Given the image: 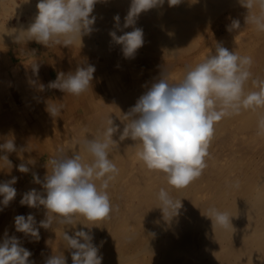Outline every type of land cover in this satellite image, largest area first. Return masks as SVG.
<instances>
[{"label":"rangeland","instance_id":"obj_1","mask_svg":"<svg viewBox=\"0 0 264 264\" xmlns=\"http://www.w3.org/2000/svg\"><path fill=\"white\" fill-rule=\"evenodd\" d=\"M198 1L182 0L175 7L164 0L163 5L142 12L133 26L124 28L131 0H100L91 16L96 17L97 31L107 35L105 44L93 29L92 34L82 36V43L76 39L70 47L54 43L46 47L34 40H15L11 29L8 31L12 23L36 16L38 0H0V144L13 138L16 145L14 152L0 150V157L7 156L11 162L0 159V182L17 178L13 185L16 197L7 207L0 204L3 209L0 243L5 233L16 236L21 246L32 252L29 260L33 264H45L50 255L61 252L66 260H72L70 255L74 250L67 249L63 234L67 231L74 235L82 229L83 220L87 224V219L77 216L72 225L54 222L50 229L40 228V239L36 241L16 232L14 217L32 213L39 227V221L45 219L43 206L29 208L20 204L23 194L30 189L43 193L42 186L33 182V174L43 180L51 170L50 166L47 170V161L60 150L66 155L78 153L84 162H91L93 158L83 141L86 138L102 141L111 117L119 128L113 136L117 142L109 149V158L119 169L107 189L113 211L105 219L89 222L98 225L99 230L92 236L95 245L103 242L99 252L102 261L108 259L107 264H264V133L258 129L264 108L243 109L238 115L217 122L205 157L206 168L181 191L171 187L162 172L146 168L136 155L138 148L133 140L119 139L128 122L125 114L157 81L162 69L170 72V83H178L186 68L195 67L214 54L216 42L240 56L252 58V76L244 91L247 94L259 90L252 81L264 79V31L246 21L247 15L261 14L258 5L247 10L239 0ZM117 14L119 27L114 21ZM233 19L240 21L241 28L230 32L227 26ZM178 24L181 28L177 35L162 40V31L174 30ZM134 27L143 29L144 44L134 58H125L122 46L109 33L120 36ZM86 42L90 47L85 46ZM33 63L40 66L38 76L32 71ZM88 65L94 66L95 72L91 87L81 95L48 87L59 72H74L78 66ZM40 84L44 85L43 90ZM48 99L64 105L60 117L53 118L45 111ZM21 163L29 167L28 173L18 171ZM237 182L239 187L235 186ZM161 188L176 201L181 200L178 216L171 218L167 211L163 214L157 197ZM212 207L227 212L232 226L222 228L213 224L206 216ZM214 231L224 233L219 236Z\"/></svg>","mask_w":264,"mask_h":264},{"label":"clouds","instance_id":"obj_2","mask_svg":"<svg viewBox=\"0 0 264 264\" xmlns=\"http://www.w3.org/2000/svg\"><path fill=\"white\" fill-rule=\"evenodd\" d=\"M100 0H38V12L27 29L20 30L15 40L26 39L48 47L50 44L70 47L76 39L82 43V36L90 34L96 21L91 16L94 6ZM182 0H167L169 6L179 5ZM164 0H131L130 8L124 18V28L133 26L142 12L163 5ZM247 10L258 5L259 16H246V21L255 24L264 31V0H239ZM119 27L120 16H114ZM241 28L240 21L233 19L227 26L228 31ZM109 35L122 46L125 58H134L136 51L144 44L142 28L134 27L131 32L117 36ZM214 54L208 55L195 67L186 68L183 79L170 83V72L163 68L159 78L151 88L142 95L125 116L128 122L120 134L123 141L130 138L138 148L139 160L149 170L162 172L169 185L176 189L187 187L202 175L206 168L205 157L208 155L209 142L214 133V125L224 117L238 115L243 109L264 108V79H254L253 85L258 91L245 94L244 87L251 78L252 58L240 56L229 51L220 42H216ZM32 71L38 76L39 64L33 63ZM95 67L78 66L74 72H59L49 88L79 96L86 92L93 80ZM40 90L44 85H39ZM63 104L54 100L45 101V111L53 118L60 117ZM258 129L264 133V115L258 120ZM119 131L113 119L107 120L104 139H85L84 147L91 154L90 163H85L78 153L66 155L63 150L47 161L50 172L43 180L33 174V182L40 184L43 193L35 188L23 194L20 204L29 208L43 206L45 219L39 221V227L32 213L14 217L16 232L40 239V228H52L54 222L72 225L77 216L88 221L102 220L110 216L113 206L107 189L110 182L119 174V169L109 158L110 146L117 142L113 139ZM0 150L16 151L14 139H7L0 144ZM7 161V156L0 157ZM34 163V161H30ZM21 173H28L29 167L21 163L17 166ZM96 181H99L97 185ZM17 178L0 182V204L7 207L17 195L13 185ZM239 187V182L236 183ZM164 214L170 217L179 215L181 200L173 199L169 192L161 188L157 194ZM3 209L0 208V211ZM213 224L227 228L232 226L231 217L212 207L206 215ZM63 239L71 252L72 264H102L103 256L99 254L100 245L93 243L94 237L81 229L69 235L64 232ZM47 243V242H46ZM32 252L21 246L19 238L8 236L0 243V264H33L29 260ZM45 264H67L63 253L50 255Z\"/></svg>","mask_w":264,"mask_h":264},{"label":"bare ground","instance_id":"obj_3","mask_svg":"<svg viewBox=\"0 0 264 264\" xmlns=\"http://www.w3.org/2000/svg\"><path fill=\"white\" fill-rule=\"evenodd\" d=\"M198 2H200V0L198 1ZM27 6V5H26ZM176 7V6H175ZM222 7V6H221ZM219 8V7H218ZM37 9V8H36ZM30 11V10H29ZM35 12V11H34ZM34 12H32V14H34ZM38 12V11H37ZM169 14H170V12H168ZM30 15H31V13H30ZM165 15V14H164ZM171 15V14H170ZM32 16V15H31ZM35 16V15H34ZM28 17V19L27 18H25V19H27V20H25L24 22H20L21 21V19H20V21H17V23H15V24H11V27L8 29V31L10 30V32H11V35H12V37H15L16 36V34L20 31V30H22V29H27V27L34 21V18L35 17ZM158 16V15H157ZM160 16V15H159ZM172 16V15H171ZM158 19V18H157ZM19 20V19H18ZM172 21V20H171ZM175 21V20H174ZM157 23V22H156ZM163 23V22H162ZM175 24V23H174ZM155 25V24H154ZM103 26V25H102ZM158 26V25H157ZM202 26V25H201ZM97 28H99L98 26L96 27V24H94V26H93V31H95L96 33L98 32L97 31ZM180 28H181V24H178V25H176L175 26V29L174 30H172V29H166V30H164V31H162V33H161V38H162V40H165V39H171L173 36H176L177 35V33H178V31H180ZM2 30H3V28H2ZM5 30V29H4ZM154 30H156V29H154ZM7 32V31H6ZM102 32V31H101ZM104 32H107V31H104ZM155 33H158V32H156L155 31ZM160 33V32H159ZM91 34H92V32H91ZM98 38H99V40H101L102 41V43L103 44H105V41L107 42V40H106V38H107V35H106V33L105 34H102V33H100V32H98ZM84 37V36H83ZM8 38V37H7ZM160 38V39H161ZM178 38V37H177ZM104 39H105V41H104ZM6 40H9V39H6ZM80 41V40H79ZM162 42H164V41H162ZM77 44H78V42H77ZM85 44V43H84ZM85 46H87V47H90V45H89V43L88 42H86V44H85ZM84 48H86V47H84ZM101 48V47H100ZM91 49L92 50H95L93 47H91ZM97 50V49H96ZM123 132V131H122ZM226 134V133H225ZM236 145V144H235ZM70 152V151H69ZM74 153V152H73ZM85 163H90V162H85ZM233 171V170H232ZM150 184V183H149ZM143 187V186H142ZM172 187V186H171ZM180 190V189H179ZM152 191V190H151ZM173 191V190H172ZM181 191V190H180ZM154 196V195H153ZM175 196V195H174ZM158 197V196H157ZM156 197V198H157ZM177 198H179V197H177ZM130 201V200H129ZM132 214V213H131ZM112 218H113V216H112ZM208 219V218H207ZM90 221H88L87 222V224L89 223ZM108 222V221H107ZM106 222V223H107ZM87 224H85V220H83V222L81 223V227H82V229L83 230H85V231H87V232H89V233H91L90 235H93L94 234V232L96 231V229H97V224H90L89 226L87 225ZM87 225V226H86ZM101 225V224H100ZM107 225V224H106ZM167 225V224H166ZM110 226V225H109ZM122 226V225H121ZM166 227V226H165ZM187 227V226H186ZM107 228H112V227H106L105 229H107ZM122 229H123V227H122ZM97 230H99V229H97ZM124 230H125V228H124ZM143 230V229H142ZM117 231H119V230H117ZM192 231V230H191ZM235 231H236V229H235ZM107 232V231H106ZM114 232H116V230H114ZM103 233H105V232H103ZM102 233V234H103ZM123 233V232H122ZM121 232H120V235L123 237V234H122ZM214 233H218V235L220 236V235H222L224 232L223 231H214ZM12 234V233H11ZM71 234V233H70ZM101 234V235H102ZM64 235V234H63ZM99 237H101V236H99ZM117 238V237H116ZM124 238V237H123ZM193 238V237H192ZM121 239V238H120ZM125 239V238H124ZM105 240V239H104ZM148 240V239H147ZM97 242V241H96ZM96 244V243H95ZM149 245H150V243H148ZM152 244V243H151ZM98 245V244H97ZM103 246V245H102ZM147 246V245H146ZM112 247V246H111ZM104 248V247H103ZM110 249V248H109ZM132 249V248H131ZM141 250V249H140ZM143 250V249H142ZM112 251H114V250H112ZM187 251V250H186ZM107 252H108V249H107ZM116 252V251H115ZM132 252V251H131ZM101 254V253H100ZM135 254V253H134ZM132 255V254H131ZM71 256V255H70ZM110 256H108V258H109ZM131 257V256H130ZM106 258V257H105ZM68 261V260H67ZM118 261V260H117ZM120 261V260H119ZM118 261V262H119ZM112 262V261H111ZM108 263V259H106V260H104V261H102V264H107ZM67 264H72V260L71 261H68V263ZM113 264V263H112Z\"/></svg>","mask_w":264,"mask_h":264}]
</instances>
